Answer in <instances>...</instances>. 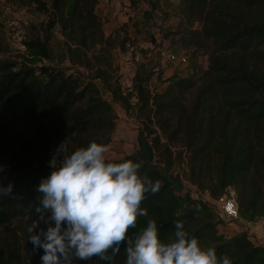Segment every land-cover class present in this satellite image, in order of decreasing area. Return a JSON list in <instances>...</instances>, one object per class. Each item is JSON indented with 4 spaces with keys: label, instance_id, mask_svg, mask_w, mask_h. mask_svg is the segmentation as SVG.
<instances>
[{
    "label": "trees",
    "instance_id": "trees-1",
    "mask_svg": "<svg viewBox=\"0 0 264 264\" xmlns=\"http://www.w3.org/2000/svg\"><path fill=\"white\" fill-rule=\"evenodd\" d=\"M5 1L36 4L40 11L50 4L45 36L29 38L23 45L30 55L50 59V31L58 27L70 61L85 72L49 66L38 71L0 61V179L13 184L12 192L0 199V226L14 219L30 224L37 218L36 188L50 173L48 162L61 141L68 138L70 148L93 139L111 141L116 116L95 82L99 79L111 97L126 109L134 108L139 138L147 135L156 151L154 162L142 161L136 153L123 158L140 163L141 175L161 183L141 205L157 220L161 238L168 239L174 221L182 220L190 236L216 247L218 257L227 255L232 264H264V245L246 231L224 238L218 233L219 215L202 199L178 193L156 163L163 160L169 167L171 146L180 142L190 155L192 183L215 196L234 187L241 218L264 217V0H180V23L170 34L190 51V75L163 80L161 88L151 85L156 71L138 70L130 89L119 84L111 59L115 43L104 35L98 0ZM137 2L132 0L134 7ZM147 2L150 11L158 8L156 0ZM1 44L0 39V49ZM200 53L207 55L206 69L194 62ZM157 78L160 83L161 76ZM12 114L23 119H9ZM148 217H138L128 234L134 235ZM23 244L18 235L0 242V264H23ZM41 255L40 249L32 255L33 264H40ZM124 259L122 245L114 264ZM76 264L104 262L94 256Z\"/></svg>",
    "mask_w": 264,
    "mask_h": 264
},
{
    "label": "clouds",
    "instance_id": "clouds-1",
    "mask_svg": "<svg viewBox=\"0 0 264 264\" xmlns=\"http://www.w3.org/2000/svg\"><path fill=\"white\" fill-rule=\"evenodd\" d=\"M109 151L95 139L70 148L67 138L56 146L51 171L36 188L37 218L27 227L33 249L42 250L40 264H76L94 256L114 264L122 245L123 264H232L227 255L217 256L215 246L190 236L182 220L162 239L157 220L141 206L160 190V181L141 175V164L132 159L110 158ZM12 190L11 182L0 179V199ZM138 217H148L146 224L129 235Z\"/></svg>",
    "mask_w": 264,
    "mask_h": 264
},
{
    "label": "rangeland",
    "instance_id": "rangeland-1",
    "mask_svg": "<svg viewBox=\"0 0 264 264\" xmlns=\"http://www.w3.org/2000/svg\"><path fill=\"white\" fill-rule=\"evenodd\" d=\"M72 1L73 0H69V3H72ZM156 1L158 3V8L156 10H158L159 13L148 10L146 5H148L149 8L151 7V5L147 2V0H138L137 5L134 9L136 19L132 24V27L135 28L136 31L139 30V32L137 33V37L135 35V41L138 42L137 39L138 37H140V40L147 46V48L152 45L153 27L156 25L159 19H162L168 27L163 35V39H166L165 43L171 49H178L179 46L183 48L178 38L170 34V32L177 27L178 23H180L178 7L180 0ZM138 3L140 4L139 7ZM48 5L50 4L47 3V9L40 11L36 4H28L26 6H23L19 4L9 3L5 0H0V39L2 43L0 49V61L13 62L15 63L16 68L34 67L38 71L42 66H49L51 68H62L73 72H85V69L72 64V62L70 61L66 49V42L60 34L58 27L50 31V34L52 35L48 46L49 52L51 54L50 59L30 55L23 45V42L29 38H43L45 36L48 22L52 17V12L50 9H48ZM146 13H151V17L149 18ZM195 26L196 28H200L199 24H196ZM153 36L155 37V35ZM112 39H114L116 47L119 44V40L118 38ZM148 50L150 49L148 48ZM185 53L189 56V62L186 66L179 65V67H182L179 71L182 76L190 75L189 73L192 70L193 61L190 57V51L187 52L185 50ZM117 56L118 55L115 54L112 50L111 59L115 67H117ZM155 57L156 62L152 65L153 67L149 69L152 70L155 67L157 68L156 72L161 71V69L163 68L162 63H165L166 65L168 63L160 59L156 54ZM194 62L201 66V68L203 69H206L208 67L207 55H202L200 53L195 58ZM95 82L99 86L103 97L112 104L116 116V125L119 126L118 135L114 130V132L112 133L111 141L107 144L109 145L110 151L106 155L110 158L115 159L134 153L137 154L141 151V138H139L140 124L138 119L135 117L136 111L133 107L131 109H126L119 100L114 99L113 96L111 97L109 95V93L111 94L110 89L105 84H103L101 80L97 79L95 80ZM161 82H163V80L159 83V80L156 81L153 76L151 85L152 87L159 85L162 88L163 85L161 84ZM8 118L14 119L16 122H18L19 119H23V116L21 114H12L9 115ZM115 137H117L116 140ZM148 141L152 143L150 140ZM165 141L166 140L163 139V142ZM171 149L172 154H169L168 157L170 161L168 169L169 172L173 174V176L179 177L184 184V190L182 193H190L191 187H196L201 191L209 194L212 198H215L216 196L211 195L209 190L207 191V189L200 188L190 181V155L189 152H187V149H185V147L180 142L176 145H172ZM155 160H157L156 151ZM156 163L159 167L163 168L165 162L161 160V162L159 161ZM211 178L215 179L213 173ZM211 178L209 180H206L205 185H207V181L208 185L210 184ZM244 221L251 222L252 225L255 222L258 224V227L261 230V232H258L260 234H257L256 232L254 233V229H252L251 227H247L251 230V232L249 231V233H247L255 243L264 245V217H258L255 221ZM239 223L234 222L235 225H238ZM28 225L29 224L23 219H14L9 223L0 226V242H4L7 238L10 237V235H18L19 241L24 243L23 245L25 250L23 254V264H33L32 255L38 253L39 250L33 249L32 244L28 241ZM226 225L227 224L219 225L218 233L223 235L224 238H230L233 235L229 236L230 232H226ZM232 233H234L235 235V232ZM239 233L241 232H236V234Z\"/></svg>",
    "mask_w": 264,
    "mask_h": 264
},
{
    "label": "crops",
    "instance_id": "crops-1",
    "mask_svg": "<svg viewBox=\"0 0 264 264\" xmlns=\"http://www.w3.org/2000/svg\"><path fill=\"white\" fill-rule=\"evenodd\" d=\"M139 5L140 4L138 3V7ZM146 6L148 10H151L148 5ZM134 9L135 7L132 4V0H117V3L114 5H110L108 3V0H98V3L96 5V13L103 20V31L105 37L118 38L119 40V44L113 49V51L115 54L118 55L116 60V66L118 67V75L120 76L119 84L121 85L122 89H130L133 82V77L135 76L136 72L138 70H150L149 68L153 67L152 65L156 62L154 45H150L148 47L150 50H148L147 46L140 40V37H138L137 39V54L130 55L127 53L126 49H122L121 42L125 37L127 38V35L132 29V24L136 19ZM155 12H158V10H155ZM138 32L139 30L136 31V37ZM163 40L165 43L166 39L164 38ZM172 50H174L179 55L185 53V50L180 46L178 49L172 48ZM162 64L163 68L161 69V71H157L154 74V78L156 79V81H158V75L161 76L162 80L171 79L174 76H182L179 72L182 68L181 66L179 67L172 64L166 65L165 63ZM152 70L156 71L157 68L154 67V69ZM118 131L119 126L116 125L115 133L117 135ZM116 138L117 137H115V140ZM238 223V225H235L234 222H231L226 225V232H230L229 236L234 235V233L232 232H235V235L236 232H251V230L247 227H251L252 229H254V233L256 232L257 234H260L258 232H261L256 222L253 223V225L251 224V222H245L244 220L238 221Z\"/></svg>",
    "mask_w": 264,
    "mask_h": 264
},
{
    "label": "built area",
    "instance_id": "built-area-1",
    "mask_svg": "<svg viewBox=\"0 0 264 264\" xmlns=\"http://www.w3.org/2000/svg\"><path fill=\"white\" fill-rule=\"evenodd\" d=\"M108 3L110 5H114L117 3V0H108ZM167 28V25L163 22L162 19H159V21L153 27V35H155L156 37L155 43H153L154 53L160 59L166 61L168 64H173L175 66H186L189 62V56L186 53L182 55L177 54L174 50H172L168 45L164 43L163 35L166 32ZM135 35L136 29L132 27L124 43V47L127 53L130 55H135L138 52V45L135 41ZM190 194L193 197L205 201L219 215V217L222 219V222H220L219 225L243 221L239 213L236 192L233 187H228L224 193L216 196L215 198H212L209 194L201 191L196 187H191Z\"/></svg>",
    "mask_w": 264,
    "mask_h": 264
},
{
    "label": "water",
    "instance_id": "water-1",
    "mask_svg": "<svg viewBox=\"0 0 264 264\" xmlns=\"http://www.w3.org/2000/svg\"><path fill=\"white\" fill-rule=\"evenodd\" d=\"M155 37L152 35V43H155ZM141 151L137 153L138 157L145 162H154L155 150L151 143L147 139V135H143L140 139ZM163 177L170 183L178 193H182L184 190V184L179 177L173 176L169 172L168 165L165 162L162 168Z\"/></svg>",
    "mask_w": 264,
    "mask_h": 264
}]
</instances>
